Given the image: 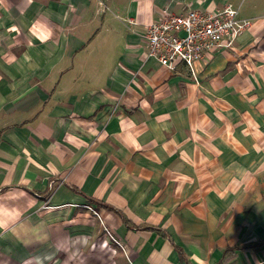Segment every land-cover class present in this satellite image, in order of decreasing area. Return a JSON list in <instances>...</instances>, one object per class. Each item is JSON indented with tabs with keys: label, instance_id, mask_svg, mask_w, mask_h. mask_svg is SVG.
<instances>
[{
	"label": "crops",
	"instance_id": "1",
	"mask_svg": "<svg viewBox=\"0 0 264 264\" xmlns=\"http://www.w3.org/2000/svg\"><path fill=\"white\" fill-rule=\"evenodd\" d=\"M229 2L252 24L196 79L147 56ZM85 205L126 264H264V0H0V264H65Z\"/></svg>",
	"mask_w": 264,
	"mask_h": 264
},
{
	"label": "built area",
	"instance_id": "2",
	"mask_svg": "<svg viewBox=\"0 0 264 264\" xmlns=\"http://www.w3.org/2000/svg\"><path fill=\"white\" fill-rule=\"evenodd\" d=\"M251 24V20L239 17V7L231 2L209 11L166 9L158 21L146 26L147 56L155 57L171 70L184 63L196 79L195 63L221 47H232L236 38Z\"/></svg>",
	"mask_w": 264,
	"mask_h": 264
},
{
	"label": "rangeland",
	"instance_id": "3",
	"mask_svg": "<svg viewBox=\"0 0 264 264\" xmlns=\"http://www.w3.org/2000/svg\"><path fill=\"white\" fill-rule=\"evenodd\" d=\"M86 207L91 210L93 217L97 216L98 223L93 225L96 233L88 241H78L70 249L72 254L66 256L65 264H126L123 247L111 237V229L102 226L99 213L93 206Z\"/></svg>",
	"mask_w": 264,
	"mask_h": 264
}]
</instances>
